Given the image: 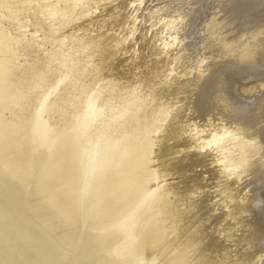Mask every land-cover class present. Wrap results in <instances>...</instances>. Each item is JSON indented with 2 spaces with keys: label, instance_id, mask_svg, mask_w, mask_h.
<instances>
[{
  "label": "bare ground",
  "instance_id": "1",
  "mask_svg": "<svg viewBox=\"0 0 264 264\" xmlns=\"http://www.w3.org/2000/svg\"><path fill=\"white\" fill-rule=\"evenodd\" d=\"M0 264H264V0H0Z\"/></svg>",
  "mask_w": 264,
  "mask_h": 264
},
{
  "label": "rangeland",
  "instance_id": "2",
  "mask_svg": "<svg viewBox=\"0 0 264 264\" xmlns=\"http://www.w3.org/2000/svg\"><path fill=\"white\" fill-rule=\"evenodd\" d=\"M214 8V6H212V2H208V1H205V9L204 11L202 12L203 13V16L201 17V21L199 23H203L207 20V18H209L210 16V13H212V9ZM202 24V25H203Z\"/></svg>",
  "mask_w": 264,
  "mask_h": 264
}]
</instances>
